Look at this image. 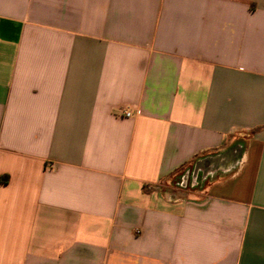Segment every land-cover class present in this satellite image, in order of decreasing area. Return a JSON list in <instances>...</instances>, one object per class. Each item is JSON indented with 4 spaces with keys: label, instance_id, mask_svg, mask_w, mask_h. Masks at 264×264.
Segmentation results:
<instances>
[{
    "label": "crops",
    "instance_id": "1",
    "mask_svg": "<svg viewBox=\"0 0 264 264\" xmlns=\"http://www.w3.org/2000/svg\"><path fill=\"white\" fill-rule=\"evenodd\" d=\"M0 264H264V0H0Z\"/></svg>",
    "mask_w": 264,
    "mask_h": 264
},
{
    "label": "built area",
    "instance_id": "2",
    "mask_svg": "<svg viewBox=\"0 0 264 264\" xmlns=\"http://www.w3.org/2000/svg\"><path fill=\"white\" fill-rule=\"evenodd\" d=\"M133 115H139V111L136 110L134 113H132L131 111L127 109H122L119 112H117V116L124 117V118H129V117H132Z\"/></svg>",
    "mask_w": 264,
    "mask_h": 264
}]
</instances>
